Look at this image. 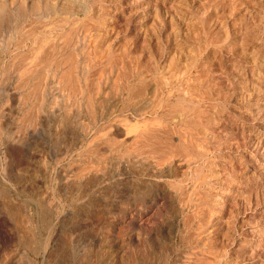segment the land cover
I'll return each instance as SVG.
<instances>
[{
  "label": "rangeland",
  "instance_id": "rangeland-1",
  "mask_svg": "<svg viewBox=\"0 0 264 264\" xmlns=\"http://www.w3.org/2000/svg\"><path fill=\"white\" fill-rule=\"evenodd\" d=\"M22 263L264 264V0H0Z\"/></svg>",
  "mask_w": 264,
  "mask_h": 264
},
{
  "label": "bare ground",
  "instance_id": "bare-ground-1",
  "mask_svg": "<svg viewBox=\"0 0 264 264\" xmlns=\"http://www.w3.org/2000/svg\"><path fill=\"white\" fill-rule=\"evenodd\" d=\"M66 36V35H65ZM66 40V39H65ZM64 40V41H65ZM75 46V45H74ZM49 57V56H48ZM57 60V59H56ZM59 62V61H58ZM75 62V61H74ZM63 63V62H62ZM72 63V62H71ZM57 64V63H56ZM46 66V65H45ZM49 66V65H48ZM55 66H57V65H55ZM25 67V66H24ZM69 68V67H68ZM71 69V68H70ZM73 70V69H72ZM44 71V70H43ZM43 74L45 73V72H42ZM63 73V72H62ZM79 73V72H78ZM29 76V75H28ZM31 78V77H30ZM26 79V78H25ZM60 80V79H59ZM80 81V80H79ZM46 85V84H45ZM74 85H75V83H74ZM64 86V85H63ZM72 86V85H71ZM79 88V87H78ZM96 90V89H95ZM34 91V90H33ZM36 95V94H35ZM86 96V95H85ZM75 97V96H74ZM70 98V97H69ZM39 99V98H38ZM122 99V98H121ZM78 101V100H77ZM37 102V101H36ZM73 103V102H72ZM35 106V105H34ZM64 107V106H63ZM90 108V107H89ZM35 109V108H34ZM67 112V111H66ZM73 115V114H72ZM29 116V115H28ZM69 117V116H68ZM67 117V118H68ZM139 117V116H138ZM27 118V117H26ZM75 119V118H74ZM137 119V118H136ZM96 120H97V118H96ZM65 122V121H64ZM137 123V122H136ZM139 123V122H138ZM151 127V126H150ZM105 142V141H104ZM123 142H124V140H123ZM106 143V142H105ZM101 144V143H100ZM109 144V143H108ZM123 144V143H122ZM74 145V144H73ZM111 145V144H110ZM109 145V146H110ZM72 146V145H71ZM136 146V145H135ZM118 147V146H117ZM115 148V147H114ZM131 148V147H130ZM95 152V151H94ZM100 152V151H99ZM119 153V152H118ZM68 154V153H67ZM80 154V153H79ZM140 158V157H139ZM174 160V159H173ZM180 160V159H179ZM177 161V160H176ZM101 163V162H100ZM155 163V162H154ZM102 164V163H101ZM80 166V165H79ZM80 168V167H79ZM78 168V169H79ZM85 168V167H84ZM172 168V167H171ZM86 169V168H85ZM83 171V170H82ZM82 171H80V172H82ZM96 171V170H95ZM82 174V173H81ZM85 175V174H84ZM74 176V175H73ZM86 176V175H85ZM77 178V177H76ZM80 178V177H79ZM92 179V178H91ZM83 181V180H82ZM157 181H159V180H157ZM85 183V182H84ZM77 184V183H76ZM78 185V184H77ZM84 185V184H83ZM81 186V185H80ZM165 186V185H164ZM166 188V187H165ZM81 192V191H80ZM189 198V197H188ZM146 199V198H145ZM172 199V198H171ZM139 203V202H138ZM190 203V202H189ZM11 205V204H10ZM178 207V206H177ZM172 210V209H171ZM179 211V210H178ZM142 212V211H141ZM137 219V218H136ZM148 221V220H147ZM144 222H146V221H144ZM185 222V221H184ZM27 243V242H26ZM25 245H27V244H25ZM31 245V244H30ZM164 246H165V244H164ZM31 247H33V245L31 246ZM30 249V248H29ZM33 249V248H32ZM31 249V250H32ZM35 250V249H34ZM141 252V251H140ZM139 253V252H138ZM147 254V253H146ZM157 255V254H156ZM161 255V254H160ZM140 257V256H139ZM80 260V259H79ZM146 262V261H145ZM23 264V263H22Z\"/></svg>",
  "mask_w": 264,
  "mask_h": 264
}]
</instances>
